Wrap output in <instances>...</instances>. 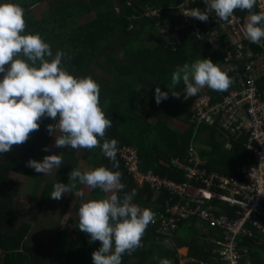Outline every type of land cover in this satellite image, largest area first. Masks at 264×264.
I'll use <instances>...</instances> for the list:
<instances>
[{"label":"trees","instance_id":"1","mask_svg":"<svg viewBox=\"0 0 264 264\" xmlns=\"http://www.w3.org/2000/svg\"><path fill=\"white\" fill-rule=\"evenodd\" d=\"M44 1L49 5L48 11L36 14L34 6ZM6 2L24 9L26 33L40 34L50 44L53 56L57 50L65 53L62 66L68 72L78 78L91 77L100 85V106L113 122L105 139H116L117 148L132 149L137 155L140 173L151 172L176 183L203 186L193 178L187 179L182 169L171 165L173 159L186 162L190 145L206 162L210 173L242 181L241 169L255 164L243 134L227 136L219 120L207 124L193 118L191 107L203 95L217 103L222 102L224 96L239 93L241 87L236 78L243 72L238 60L225 63L226 51L221 45L229 43L230 33H233L224 27L228 22L220 21L213 14L207 24L182 14L185 8L203 10V0H0V3ZM150 9L154 12L149 13ZM252 12H261L257 4ZM249 15L247 10L237 9L230 20L240 18L247 23ZM243 43L249 45L252 52L264 47V40L254 44L245 39ZM207 52L216 54L222 70L231 69L228 72L233 80L230 88L216 92L205 87L191 97L185 96L182 81L172 88L171 73L176 66L191 64ZM254 85L263 90L264 77L256 79ZM157 86L168 92V99L159 105L154 98ZM168 88L179 93L180 98L173 97ZM175 120L184 128L175 127ZM54 123L50 118H42L39 130L31 133L26 143L0 154V264H50L49 256L56 249V264H93L92 253L101 244L91 242L90 236L79 230L78 209L84 202L107 198L108 193L77 181L76 188L60 199L63 204L56 216V225L47 220L48 212L55 209L59 201L50 197L53 186L57 182L69 183L68 174L72 169L83 172L104 166L119 171L125 187L117 194L123 197L135 190L137 194L132 202L153 212L164 210L166 200L176 202L169 199L173 196L170 191L164 189L157 193L134 180L126 161L118 153L119 166L114 168L100 148L89 151L54 146L49 149L52 135L47 126ZM54 154H62L63 164L48 175L26 166L30 159L42 161L46 155ZM13 176L33 181L24 204L16 200L20 183ZM212 189L221 192L215 186ZM76 194L78 198L72 206ZM213 203L220 208L218 212L229 216L238 209L237 205H228L220 199ZM196 219L192 216L187 223L181 221L170 234H162L149 224L142 238L143 246L131 254H124L122 264H160L163 258L179 264L177 248H170L176 237L178 242L187 239L189 256L200 261L186 264L212 263L211 259L215 261L211 253L213 244L207 241V235L196 231L193 226ZM262 221L264 223V216ZM205 225L206 232H216L215 239H221L218 228ZM182 244L181 241L178 246ZM239 245L245 249L242 263L264 264V234L243 236Z\"/></svg>","mask_w":264,"mask_h":264},{"label":"clouds","instance_id":"2","mask_svg":"<svg viewBox=\"0 0 264 264\" xmlns=\"http://www.w3.org/2000/svg\"><path fill=\"white\" fill-rule=\"evenodd\" d=\"M205 8H185V17L207 22L210 15L230 22L234 12L247 10L250 15L242 31L251 43L264 40V11L253 13L257 0H203ZM24 9L14 3H0V154L23 145L30 134L38 131L42 118L55 121L47 130L55 136V147L75 150L100 148L102 154L118 168V141L105 139L113 127L100 106V85L91 77L78 78L63 66L65 53L57 50L53 56L50 44L38 33H26ZM230 68L222 70L211 59H197L191 64L176 66L171 73V87L183 82L185 96L197 95L205 87L225 92L233 83ZM169 89V88H168ZM170 90V89H169ZM171 91V90H170ZM179 99L180 94L171 91ZM155 102L168 99V92L155 88ZM101 140L103 143L101 144ZM47 151V147L44 149ZM63 164V156L46 155L42 161L30 159L26 166L37 173L50 174ZM69 183L57 182L50 197L60 200L76 188L77 181L91 189L111 193L107 198L90 200L78 209L80 231L99 241L101 246L92 253L93 264H122L124 254L142 247V238L155 213L133 203L135 190L120 197L124 189L121 173L100 166L88 171L72 169ZM264 194V193H262ZM160 264H172L163 258Z\"/></svg>","mask_w":264,"mask_h":264},{"label":"built area","instance_id":"3","mask_svg":"<svg viewBox=\"0 0 264 264\" xmlns=\"http://www.w3.org/2000/svg\"><path fill=\"white\" fill-rule=\"evenodd\" d=\"M257 6L264 11V0H257ZM148 12L154 11L150 9ZM244 24L246 21L240 18L231 19L225 24L226 31L233 33H230V42L221 45L226 51L225 63L238 60L242 64L243 72L236 78L240 92L224 96L223 101L217 103H212L210 96L203 95L191 107L197 122L213 124L219 120L227 136L243 134L246 137V147L253 155L255 164L241 169L243 180L208 172L206 162L192 145L187 148L186 162L173 159L171 165L182 169L187 179L193 178L203 186L176 183L151 172L142 174L138 170L137 155L132 149L120 147L117 152L126 161L138 183L148 185L157 193L164 189L173 193L169 199L176 202L166 200L164 210L154 212L155 223L151 224L158 232L173 233L181 221L192 216L219 229L222 237L214 241L212 251L215 264H245L242 263L245 249L240 247L239 240L243 236L264 234V89L259 90L254 85L256 79L264 77V47L252 52L249 45L243 43L246 39L242 31ZM214 186L221 192L214 191ZM215 199L237 205L238 209L232 216L218 212L220 208L213 203Z\"/></svg>","mask_w":264,"mask_h":264},{"label":"rangeland","instance_id":"4","mask_svg":"<svg viewBox=\"0 0 264 264\" xmlns=\"http://www.w3.org/2000/svg\"><path fill=\"white\" fill-rule=\"evenodd\" d=\"M43 8H46V6H43ZM242 27H243V25H242ZM170 39H172V38L170 37ZM197 59H211V61L214 64L219 65L218 58L216 57V54L214 52H207V53H205L203 55H200L197 58H195L194 61L197 60ZM174 126L181 127V126H183V124H180L178 121H174ZM54 135H60L59 131L57 130L56 132L53 133V135H52V137L50 139V142H49V149H53V147L55 145V136ZM12 178L20 183V187H19L20 191L17 194V196H19V199L16 198V200L18 202L24 204L26 202V199H25L26 196H27L26 193L30 190L31 185H33V181H30V180H28L26 178H22V176H13ZM66 194L67 193H65L64 196L62 197L63 199L66 197ZM110 195H111V193H108L107 197L110 196ZM77 198H78V195L76 194L74 196V199H73V202H72V206H73V204H74V202H75V200ZM57 204L58 205L55 207V209L50 210L48 212V214H47L48 222H50L51 224H54V225H56V223H54V222H55V219H56V216H57L59 210L61 209V205L63 203H62V201L59 200L57 202ZM72 217H73V214L71 215V218ZM39 222L40 223L37 226L40 228L39 225H41L42 223H41V221H39ZM70 227H72V225H70ZM49 260H50L49 261L50 264H56L57 263V260H58V251H57V249L49 256Z\"/></svg>","mask_w":264,"mask_h":264},{"label":"crops","instance_id":"5","mask_svg":"<svg viewBox=\"0 0 264 264\" xmlns=\"http://www.w3.org/2000/svg\"><path fill=\"white\" fill-rule=\"evenodd\" d=\"M29 6V5H28ZM43 6H46V8H43ZM30 7V6H29ZM34 9H36V14H38L39 13V11L43 14V13H46L47 11H48V9H49V5H48V3L47 2H40L38 5H36V6H34ZM36 17H38L37 15H36ZM175 121H177V120H175ZM173 125H174V121H173ZM175 127H177V126H175ZM178 128H180V129H183L184 128V125L183 126H181V127H178ZM186 221H189V220H185V222ZM187 223V222H186ZM185 223V224H186ZM189 224V223H188ZM193 226L194 227H196L197 228V232H202V233H204V235L206 236L207 235V241L208 242H211L212 244H213V246H212V250H211V253H212V255H213V250H214V248H215V244H214V241L215 240H217V239H219V237H217V239H215V235H218V233H214V232H212V234L210 233V232H206V229H204V228H207L206 227V225L204 224V223H202L201 221H199L198 219H196L195 221H194V223H193ZM183 227L184 226H182V227H180L181 229H183ZM184 233H185V231L184 232H182L181 234L184 236ZM188 234H190V232L189 233H186V236L188 237ZM185 236V237H186ZM177 239H178V237H176V239L171 243V246H170V248L171 249H175V248H177L175 251H176V253H177V256H178V261H179V264H186V263H188V262H198L199 260L197 259H194L192 256H189V254H188V251H189V247L188 246H186L185 244H186V242H187V239H183V237H182V239L183 240H181L182 241V246H178V244L181 242V241H177ZM169 247V246H168ZM211 255V256H212ZM214 256V255H213ZM212 260V263L211 262H208V261H205V262H202L201 261V264H215V261H214V259H211ZM200 262V261H199Z\"/></svg>","mask_w":264,"mask_h":264}]
</instances>
